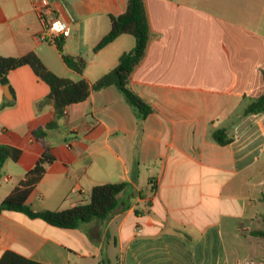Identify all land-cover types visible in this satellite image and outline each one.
Here are the masks:
<instances>
[{"label":"crops","instance_id":"1","mask_svg":"<svg viewBox=\"0 0 264 264\" xmlns=\"http://www.w3.org/2000/svg\"><path fill=\"white\" fill-rule=\"evenodd\" d=\"M40 0H0V56L34 53L53 74L93 83L134 47L120 35L97 52L109 16L126 0H47L70 28L57 43L41 42ZM149 40L129 77L152 107L144 119L113 86L66 107L58 128L49 88L30 67L0 85V145L20 151L0 176V202L45 150L54 156L26 204L36 212L87 202L92 187L126 183L106 219L75 229L22 213H0V256L13 251L41 264H256L240 257L244 223L264 217V112L246 113L264 92V0H143ZM62 56L82 58L81 74ZM221 130L224 145L212 134ZM226 235L231 243H226ZM231 247L234 251L230 253ZM261 260V259H260Z\"/></svg>","mask_w":264,"mask_h":264},{"label":"trees","instance_id":"2","mask_svg":"<svg viewBox=\"0 0 264 264\" xmlns=\"http://www.w3.org/2000/svg\"><path fill=\"white\" fill-rule=\"evenodd\" d=\"M126 10L120 15H110V30L94 47L97 52L120 35H130L134 38V47L119 58L118 65L104 74L93 83L81 78L72 81L60 78L49 71L41 60L34 54L29 53L21 57L0 56V85H8V73L22 66H28L34 75L48 88V99L53 106V120L42 128L33 132L34 137L43 138L47 131L58 128V122L63 118L66 107L85 101L91 92L99 91L113 86L125 97L127 102L134 108L138 118L144 119L152 112V107L137 96L129 87V77L134 68L144 56L148 40L149 26L143 0H126ZM57 43V42H56ZM60 49V44L57 43ZM65 64L81 74L85 61L82 58L62 56ZM264 80V73H262ZM10 105L3 103L0 109ZM246 113L264 112V92L253 100L246 108ZM222 131L217 130L212 134L214 141L220 145L228 143V139L221 137ZM20 151L7 146L0 145V176L2 167L7 159L17 160ZM54 161V156L47 150L42 153L35 165L25 174L22 180L13 190L0 202V213L4 211L22 213L29 219H40L48 225L62 228L75 229L80 224L89 223L94 219L103 220L109 217L118 207L119 195L124 191L126 183H105L92 187L87 202L74 205L62 211H33L26 200L34 188L42 179L46 166ZM252 236L264 238V231L256 230ZM0 264H41L27 259L13 251H5L0 256Z\"/></svg>","mask_w":264,"mask_h":264},{"label":"built area","instance_id":"3","mask_svg":"<svg viewBox=\"0 0 264 264\" xmlns=\"http://www.w3.org/2000/svg\"><path fill=\"white\" fill-rule=\"evenodd\" d=\"M43 24V31L38 36L41 42L55 43L59 39L70 35L68 24L58 17L53 16V10L47 0H40L35 7ZM65 114V110L63 112Z\"/></svg>","mask_w":264,"mask_h":264},{"label":"rangeland","instance_id":"4","mask_svg":"<svg viewBox=\"0 0 264 264\" xmlns=\"http://www.w3.org/2000/svg\"><path fill=\"white\" fill-rule=\"evenodd\" d=\"M263 220L260 223H255L251 225L250 223H244L240 228L242 229L241 231L244 232L245 235H251L252 232L259 230V231H264V217H262ZM226 243L229 245L231 243V238L229 235H226ZM255 237V236H252ZM256 240H258V243L260 244L261 247H258V245H251L247 246V243L242 241L241 239H238L236 242V248L239 251L240 257H256L257 258V263L256 264H264V238L260 237H255ZM234 251L233 247H231L230 253ZM261 259V260H260ZM115 264V263H114Z\"/></svg>","mask_w":264,"mask_h":264},{"label":"water","instance_id":"5","mask_svg":"<svg viewBox=\"0 0 264 264\" xmlns=\"http://www.w3.org/2000/svg\"><path fill=\"white\" fill-rule=\"evenodd\" d=\"M3 92H4L5 96L9 94V91H8V87H7V85L3 86ZM6 97H7V96H6ZM7 98H8V97H7Z\"/></svg>","mask_w":264,"mask_h":264}]
</instances>
